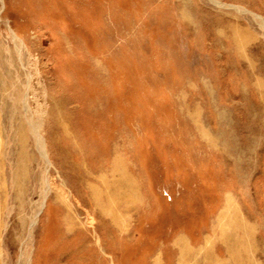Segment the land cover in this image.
I'll list each match as a JSON object with an SVG mask.
<instances>
[{"label":"rangeland","instance_id":"obj_1","mask_svg":"<svg viewBox=\"0 0 264 264\" xmlns=\"http://www.w3.org/2000/svg\"><path fill=\"white\" fill-rule=\"evenodd\" d=\"M0 264H264V0H0Z\"/></svg>","mask_w":264,"mask_h":264},{"label":"bare ground","instance_id":"obj_2","mask_svg":"<svg viewBox=\"0 0 264 264\" xmlns=\"http://www.w3.org/2000/svg\"><path fill=\"white\" fill-rule=\"evenodd\" d=\"M20 125H21V124H20ZM19 127H20V126H19ZM22 128H23V127H22ZM17 130H18V129H17ZM18 131H19V130H18ZM19 132H20V131H19ZM22 137H24V136H22ZM24 138H25V137H24ZM24 140H25V139H24ZM24 140H23V141H24ZM23 141H22V142H23ZM20 142H21V140H20ZM22 146H23V145H22ZM23 148H24V146H23ZM21 154H23V153H21ZM22 156H23V155H22ZM24 156H25V155H24ZM24 156H23V157H24ZM19 160H20V159H19ZM22 165H23V164H22ZM20 174H21V173H20ZM17 176H19V175L17 174ZM17 178H18V177H17ZM108 205H109V204H108Z\"/></svg>","mask_w":264,"mask_h":264}]
</instances>
